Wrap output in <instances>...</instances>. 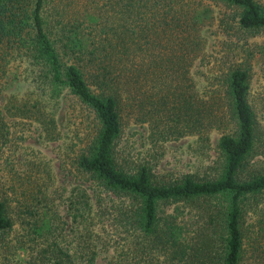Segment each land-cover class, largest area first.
I'll return each mask as SVG.
<instances>
[{"label": "trees", "instance_id": "16d2710c", "mask_svg": "<svg viewBox=\"0 0 264 264\" xmlns=\"http://www.w3.org/2000/svg\"><path fill=\"white\" fill-rule=\"evenodd\" d=\"M207 28L223 37L215 51ZM12 65L26 86L0 105V153L7 119L30 121L76 183L60 201L66 221L48 161L5 171L0 264H264V125L249 100L264 0H0V82ZM131 125L154 161L118 147ZM212 132V173L154 171L159 146L193 136L207 149ZM108 215L126 235L98 263Z\"/></svg>", "mask_w": 264, "mask_h": 264}, {"label": "rangeland", "instance_id": "374dc122", "mask_svg": "<svg viewBox=\"0 0 264 264\" xmlns=\"http://www.w3.org/2000/svg\"><path fill=\"white\" fill-rule=\"evenodd\" d=\"M213 29H204L203 33L208 38V48H213L215 51L218 47V41L224 40L220 34L213 35L211 32ZM18 73L19 68L12 65L3 81L0 82V105L4 101L5 94L10 92L21 93L24 90L26 83L21 81ZM249 100L256 111L257 119L262 123L261 125H264V66L253 67L250 78ZM71 102L72 97L70 95L64 94L61 96L57 114L58 121L63 122L65 111ZM74 109V113L80 115L82 119L87 118L86 114L78 107L74 106ZM9 119L11 118L7 119L10 131L8 143L0 153V177H6L5 171H9V169L18 170L23 164L33 161L35 155L48 161L53 173L52 192L59 196V198L55 199V203L60 214L67 221L68 218L64 211V204L60 201L66 197L68 191L76 182L67 170L63 168V165H61L62 155L59 153L62 150H58L54 146V143H40L34 123L21 119ZM74 124L81 126L78 119L74 121ZM144 135L145 129L143 125H131L124 130L118 147L123 149L124 154L131 156V158L145 157L154 161V158L144 153L146 147ZM217 138L218 134L216 132L210 134V145L207 149H201L193 136H184L179 140L165 142L153 152L158 156L154 171L167 177L184 173L200 177L212 173L217 164V152L215 148ZM10 173L7 175H10ZM105 217L102 223L96 226L97 229L103 231V234L100 236L101 242H98V247L102 249L96 257L98 263H104L113 253L117 252L123 243L121 237L126 235L123 227L116 224V219L113 215ZM101 218L102 216L99 219ZM101 225H103V228H100L102 227ZM67 228L69 232L68 225L64 229L67 230ZM110 237H112V240H110ZM7 259L8 261L6 260L4 264H25V259H22V257L17 259L16 256L8 255ZM1 262L2 260L0 259Z\"/></svg>", "mask_w": 264, "mask_h": 264}]
</instances>
